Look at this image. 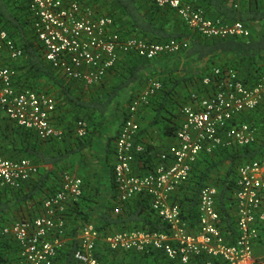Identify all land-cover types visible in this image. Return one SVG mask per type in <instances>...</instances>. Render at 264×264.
<instances>
[{
    "label": "built area",
    "instance_id": "1",
    "mask_svg": "<svg viewBox=\"0 0 264 264\" xmlns=\"http://www.w3.org/2000/svg\"><path fill=\"white\" fill-rule=\"evenodd\" d=\"M37 39L44 48V59L51 68L68 79L90 86L100 83L123 53H135L147 59L179 52L188 40L171 38L150 42L142 37H122L109 13H99L82 0H25ZM159 7L173 9L189 29L210 38L248 36L250 28L241 21H226L209 16L192 0H147ZM241 0H232L239 7ZM24 50L5 29L0 30V109L8 120L40 139L60 138L56 126V99L31 87H18V70L13 62ZM208 89L193 91L181 108L182 121L175 140L159 153L158 162L146 173L134 171L136 153L144 146L136 142L140 124L136 118L140 106L161 88V81L148 80L128 105L115 141L114 180L118 199L149 194L152 207L168 224L167 231L132 229L102 237L95 224L85 223L74 252L78 264H100L95 249L103 240L114 250L162 251L170 259L187 264L201 255L221 257L227 264H255L254 244L259 224L264 221V155L242 162L237 168L234 207L237 236L224 235L216 207L218 190L206 185L199 192V220L192 226L183 217L180 204L173 199L178 188L190 178L193 164L202 152L213 153L219 147L257 143L258 128L241 121L243 113L264 102V69L253 83L245 82L231 67L216 66L202 79ZM87 121L78 120L76 133L84 136ZM39 171L29 157L11 158L0 153V184L20 188ZM59 188L48 196L41 212L33 217L8 223L0 235L12 237L18 254L12 264H53L66 233V208L82 195V178L66 173ZM119 211V207L116 208ZM264 264V259L261 261Z\"/></svg>",
    "mask_w": 264,
    "mask_h": 264
},
{
    "label": "trees",
    "instance_id": "2",
    "mask_svg": "<svg viewBox=\"0 0 264 264\" xmlns=\"http://www.w3.org/2000/svg\"><path fill=\"white\" fill-rule=\"evenodd\" d=\"M82 1L94 6L99 13H109L113 16L115 27L122 37L137 36L150 42H163L171 38L186 39L188 46L179 52L162 54L153 59H147L133 52L123 53L100 83L87 86L81 81L68 79L46 62L43 56V45L37 39L25 0H0V30L5 29L15 43L24 50L21 60L12 63L18 70L17 86L55 93L56 124L63 105L72 103L78 107L80 113L75 123L81 119L87 121L86 134L79 136L76 133L82 143L80 149L85 146V143L92 141V135L97 136L101 123L105 121L106 113L111 106L116 101L126 99L127 106L122 114L121 126L127 115L128 105L136 95L131 89L136 86L140 88L151 78L160 80L162 86L147 104L139 107L138 112L143 107H154L156 113L151 123L160 124L164 133L175 136L182 121L181 108L188 103L193 91L202 92L208 89L202 79L211 73L214 67L231 66L248 83L255 82L264 69V0H241L239 7H235L232 0H192L203 6L209 16H219L226 21L241 20L250 28L248 36L225 38H210L193 32L173 9L159 7L147 0ZM256 23L263 26V30L259 33L253 26ZM94 89L96 95L93 94ZM176 89L180 90L181 99L175 97ZM102 92L104 95L100 94ZM164 110L166 114H162ZM263 110L264 102L254 110L243 113L240 120L259 127V122L264 121ZM2 117L0 153L11 158L29 157L39 165V171L17 189L0 184V228L8 223L37 216L41 212L45 199L59 188V180L62 178L58 177L57 183L55 182L50 192L44 191L45 181L37 177L43 172L41 164L43 162L56 164L60 156L41 153L39 142L32 139L33 131L24 129L5 116ZM261 129L264 131V127ZM74 130L76 132V127ZM119 131L120 127L112 137V151L115 150ZM142 131L140 124L136 142L143 143L144 151L136 153L135 156L134 166L138 173L150 171L159 159V152L152 151L150 145L142 141ZM258 140L260 142L257 141L251 145L219 147L213 153H200L193 164L190 178L173 196V199L180 204L182 215L190 225L196 226L199 220L198 202L201 188L213 184L218 190L216 207L221 217L220 226L229 241L234 240L237 236V218L233 193L237 168L242 162L264 155V136L258 137ZM226 163L229 164L226 175L221 176V168ZM82 181L81 197L69 205L72 211L79 208L80 203L87 206L90 204L92 195L85 189L83 178ZM112 181L114 189L117 190L114 166ZM117 194H115V200L109 201L106 208L98 213L97 220L94 222L102 237L109 233L132 229L168 230V224L152 207L149 194L139 193L123 202L116 198ZM118 207L119 211H116ZM71 210L67 209L66 221L69 220ZM78 212L82 214L84 222L79 227V231L75 232V237L58 250L53 264H78L74 258V252L79 244L77 235L85 223L93 222V217L88 211L81 209ZM259 229L256 245L264 243V221L259 224ZM130 251L134 250L111 249L105 241L100 240L97 243L95 255L102 264H114L119 262L118 260L125 262V257ZM137 252H134V258L143 264H182L153 248ZM17 254L18 245L15 239L0 235V264H12ZM263 259L256 257L255 264H261ZM187 264L227 263L221 257L201 255Z\"/></svg>",
    "mask_w": 264,
    "mask_h": 264
},
{
    "label": "crops",
    "instance_id": "3",
    "mask_svg": "<svg viewBox=\"0 0 264 264\" xmlns=\"http://www.w3.org/2000/svg\"><path fill=\"white\" fill-rule=\"evenodd\" d=\"M253 26L255 27L254 29L257 33L263 30V26L260 24L258 25L256 23ZM20 60L21 59H18L16 62H19ZM145 86L146 84L140 88L136 86L131 90H133L134 94H137ZM209 92L210 91L205 93L202 92V94H208ZM49 94L55 97V93ZM93 94L96 95L95 89ZM100 94L104 95L103 92ZM179 94L180 90L178 91V89H176L174 91L175 97L180 98ZM125 100L126 99L116 101L111 106L109 112L106 113V117L104 119L105 121L101 123V128L97 136L92 135V141L89 140L90 142L85 143V146L82 149H80L82 143L76 136V132L74 130L77 125V123H75L76 117L79 116L80 109L75 107L72 103L65 104L60 109V114L57 120L58 122L56 124L57 128L62 132V136L60 138L53 137L42 140L34 133V137L32 139H36V141L39 142L41 153L60 156V159L56 164L44 162L41 164V170H43V172L39 173L37 177L39 180L43 178V181H45L43 183L44 191L46 193L50 192L52 186H55V182L57 183L58 177L60 178L64 174L70 173L83 178L85 181V189H87L89 194L92 195L89 206L80 203L78 206L79 208L72 211L71 206H69L70 204H68L69 207L67 206L66 213L68 209L71 210V214L69 213V220L66 221L67 231L65 233L64 243L61 249L72 237H75V232L79 231V227H81L84 222V218L78 210L84 209L85 211H88L90 216L93 217V222L91 223L95 224L94 222L97 220L98 213L106 208L109 201L113 202L115 200V194L118 192L114 189L112 181V169L115 162V150L112 151V137L117 133L119 127L121 128L120 122L122 114L127 106ZM155 113L156 110L154 107H143L137 113L136 118L140 122L139 124H141L143 129L141 134L142 141L149 144L152 151L160 153L173 143L175 136L164 133L160 124L151 123ZM162 114H166V111L164 110ZM2 116L3 112L0 109V121H3ZM262 116H264V112L262 113ZM262 127H264V121L259 122L261 134H259V130L258 134L261 135V137L264 136V131L261 129ZM228 165L229 164L226 163L221 168V176L226 175ZM134 171L136 172L135 166ZM115 188L117 189V187ZM116 198L118 199V194L116 195ZM134 252L137 251L134 250L129 252V254L125 257V262L123 261L124 263L120 262V260H118L120 263H115L143 264V262L134 258ZM137 253L140 252L138 251ZM254 254L255 257L264 258V243H261L260 245L254 244Z\"/></svg>",
    "mask_w": 264,
    "mask_h": 264
},
{
    "label": "rangeland",
    "instance_id": "4",
    "mask_svg": "<svg viewBox=\"0 0 264 264\" xmlns=\"http://www.w3.org/2000/svg\"><path fill=\"white\" fill-rule=\"evenodd\" d=\"M253 25H255V24H253ZM258 130H259V132H260V129H259V127H258ZM259 134H261V132H260ZM258 137L260 138V137H261V135H259ZM258 141H260V140H258Z\"/></svg>",
    "mask_w": 264,
    "mask_h": 264
}]
</instances>
